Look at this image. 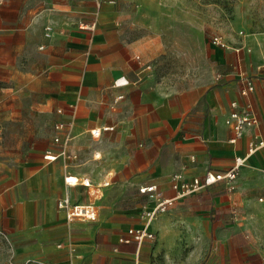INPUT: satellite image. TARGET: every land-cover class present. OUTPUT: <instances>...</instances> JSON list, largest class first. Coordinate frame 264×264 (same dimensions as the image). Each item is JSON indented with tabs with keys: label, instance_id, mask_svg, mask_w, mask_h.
<instances>
[{
	"label": "crops",
	"instance_id": "0c3cea01",
	"mask_svg": "<svg viewBox=\"0 0 264 264\" xmlns=\"http://www.w3.org/2000/svg\"><path fill=\"white\" fill-rule=\"evenodd\" d=\"M13 1L8 19H3L0 27L15 33L17 0ZM131 1L93 0L85 15L78 12L80 6L73 0H63L58 6L64 11L53 20L57 31L44 38L57 54L53 60L58 76L54 145L36 149L44 152V157L37 153L6 170L0 169V230L17 258H40L46 264H145L142 257L148 254L151 243L150 251L157 242L156 229L161 228L165 236L166 213L187 201L197 206L195 212L201 222L213 219L217 223L218 234L226 242L243 234L247 226L237 222L234 208L236 213L239 208L245 211L253 220L252 228L264 219V201L259 200L264 197L261 148L247 158L232 194L223 182L201 186L149 222L154 240L147 238L139 246L119 241L129 227L146 224L142 214L152 202L139 192L141 186L154 183L167 196H174L172 174L181 172L189 179L203 177L209 169L230 168L236 155L247 153L250 134L231 141L233 131L226 118L233 109L232 101L241 105L245 102L240 94V74L255 73L252 54L256 38L240 32L234 42L226 40L227 48L218 47L217 66L222 72L186 87L165 83L152 70L150 61L173 27V15L167 13L168 19H161L164 16L158 15L160 10H154L161 8L160 0H150L154 3L152 10L145 8L146 0H137L142 7L130 12L124 5L130 6ZM48 21L41 16L38 26ZM259 75L251 76L256 88L250 100L264 135V72ZM120 78L128 83L116 86ZM119 94L124 96L115 103ZM15 99L16 91L0 90V108H11ZM59 122L71 126L57 130ZM107 126L113 129L103 130ZM94 128L102 129L99 137L92 135ZM100 138L110 165L104 186L116 178L109 193L119 191V195L99 201L102 207L98 220L99 205L82 197L97 195L103 183L94 170L79 168L78 162L101 156L100 149L91 147ZM48 151L56 157L47 159ZM66 176L86 178L90 184L69 185ZM62 198L94 204L96 218L69 220L58 206ZM215 214L223 217L216 220ZM2 239L4 236H0V244Z\"/></svg>",
	"mask_w": 264,
	"mask_h": 264
},
{
	"label": "rangeland",
	"instance_id": "374dc122",
	"mask_svg": "<svg viewBox=\"0 0 264 264\" xmlns=\"http://www.w3.org/2000/svg\"><path fill=\"white\" fill-rule=\"evenodd\" d=\"M132 0L125 9L135 12L142 7L141 2ZM161 8H154L164 16L173 15V27L168 29L161 43L158 55L151 59L152 70L165 83L186 87L199 80L215 76L222 69L217 66L220 49L211 44L214 36L234 42L237 35L255 37L256 46L252 54V77H261L264 72V0H160ZM80 6L78 12L88 14V6L93 0H73ZM144 6L152 10L154 3L146 0ZM63 0H17L16 32L0 27V90L16 91V99L11 108H0V169H8L15 163L29 159L39 153L37 148H51L53 126L57 119L54 93L58 76L53 60L56 52L45 38V27L52 25L57 31L54 19L60 18ZM13 0H0V22L7 20ZM82 8V9H81ZM12 13V11H11ZM50 19L38 26V19ZM12 19V15H11ZM2 24V23H0ZM227 42V41H226ZM258 71V72H257ZM96 139L94 145L101 150V156L82 160L80 167L94 170L103 183L95 196L82 199L95 202L104 197L119 195L109 193L115 179L109 186L107 171L110 167L105 154L103 140ZM108 193V194H107ZM260 200V199H259ZM263 202V201H261ZM188 203V204H187ZM197 206L189 203L172 208L164 218V233L157 230V242L152 243L149 252L142 257L145 264H264V219L255 223L243 209H237V222L244 223V237L247 246L232 245L218 234V225L212 219L201 222ZM250 226V227H249ZM242 243V241L240 240ZM251 242V245L249 244ZM154 243V242H153ZM12 245L5 236L0 244V264H11L17 258L11 253ZM20 264H44L40 258H25Z\"/></svg>",
	"mask_w": 264,
	"mask_h": 264
},
{
	"label": "built area",
	"instance_id": "2783aa9c",
	"mask_svg": "<svg viewBox=\"0 0 264 264\" xmlns=\"http://www.w3.org/2000/svg\"><path fill=\"white\" fill-rule=\"evenodd\" d=\"M111 2H113V0H111ZM53 31L54 27L52 25L46 26V37H52ZM211 44L219 48H227V43L221 36H214L211 40ZM136 59L140 61L139 56H137ZM147 68H150V66H147ZM240 81V94L245 98V102L241 105L237 100L232 101L231 106L233 109L226 118V124H228L233 131V137L231 138V141L233 142H236L247 134H250L247 153L236 155L230 168L226 170L209 169L203 177H194L189 179L181 172L172 174L170 182L171 187L175 192L174 196H167L164 191L154 183L141 186L139 188V192L146 194L148 199L152 202L151 206H145L142 214L146 224L140 228L129 227L126 233L119 238L121 243H135L139 246L147 238L154 240L156 235L149 230V222L158 214L167 212L172 206H174L178 199L194 193L201 186L208 187L218 182H223L229 194H232L236 190L235 181L239 177L241 168L245 164L247 158L259 149L264 148V135L259 131L260 118L252 101L250 100V95L256 88L255 81L251 76L246 75L243 72L240 74ZM127 83L128 81L123 80L122 78L115 81L116 86L126 85ZM123 96V94L117 95L114 102L117 103L123 98ZM58 112L63 113V110L59 109ZM70 126L71 123L65 124L64 122H59L55 127L57 130H62L69 128ZM110 129H113V127L107 126L103 128V130ZM101 131V128H94L91 130V133L93 136L99 137ZM55 141H60L59 136L55 138ZM62 154H65V151H62ZM45 157L47 159H54L56 156L48 151ZM65 180L69 185L82 183L88 186L90 184L88 179L85 178L80 180L79 177L76 176H66ZM259 199L260 201H264V197H260ZM58 206L60 209L66 211L69 220H73L75 218L94 220L97 216L96 208L94 204L91 203H72L68 198H62L58 201ZM233 210V216H236L237 214L235 208ZM0 236L5 237L6 234L0 230ZM59 246L62 247L63 244H59ZM11 264L20 263L14 261ZM44 264H46V262H44Z\"/></svg>",
	"mask_w": 264,
	"mask_h": 264
},
{
	"label": "trees",
	"instance_id": "16d2710c",
	"mask_svg": "<svg viewBox=\"0 0 264 264\" xmlns=\"http://www.w3.org/2000/svg\"><path fill=\"white\" fill-rule=\"evenodd\" d=\"M223 216L220 214H215L214 216V219L218 220V219H221ZM226 222L228 223H232L231 220H226ZM240 240L242 241V243L240 242ZM234 246V245H238L239 247H243V246H247V242L245 241V237L242 233H238L234 236H232L230 239H229V246ZM200 264H206V261H202Z\"/></svg>",
	"mask_w": 264,
	"mask_h": 264
}]
</instances>
